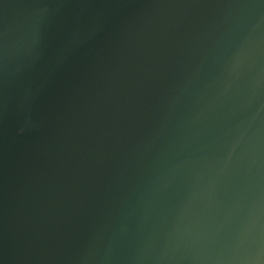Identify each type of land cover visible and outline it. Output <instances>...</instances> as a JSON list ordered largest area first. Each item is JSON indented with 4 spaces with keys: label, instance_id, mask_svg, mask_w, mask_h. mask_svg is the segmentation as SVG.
<instances>
[{
    "label": "water",
    "instance_id": "1",
    "mask_svg": "<svg viewBox=\"0 0 264 264\" xmlns=\"http://www.w3.org/2000/svg\"><path fill=\"white\" fill-rule=\"evenodd\" d=\"M0 264H264V0H0Z\"/></svg>",
    "mask_w": 264,
    "mask_h": 264
}]
</instances>
